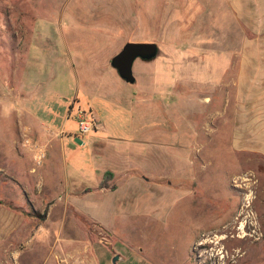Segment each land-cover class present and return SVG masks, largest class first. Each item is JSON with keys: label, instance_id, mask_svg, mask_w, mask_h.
I'll list each match as a JSON object with an SVG mask.
<instances>
[{"label": "rangeland", "instance_id": "374dc122", "mask_svg": "<svg viewBox=\"0 0 264 264\" xmlns=\"http://www.w3.org/2000/svg\"><path fill=\"white\" fill-rule=\"evenodd\" d=\"M223 18L202 0H0V223L22 221L0 264H264L262 107L232 90L241 46L211 47ZM128 41L160 46L133 83L111 65Z\"/></svg>", "mask_w": 264, "mask_h": 264}, {"label": "crops", "instance_id": "0c3cea01", "mask_svg": "<svg viewBox=\"0 0 264 264\" xmlns=\"http://www.w3.org/2000/svg\"><path fill=\"white\" fill-rule=\"evenodd\" d=\"M202 1L205 6H209L210 11L224 10L227 12V19L223 18L217 26H214V22L211 20V27H215L216 30V33L210 37L211 47L217 45V47L224 48L222 44L225 43L231 50L241 46L242 55L238 56L235 64L237 77L231 83L232 90L241 93L238 96L239 99L245 92L251 91L253 94L257 92L256 95L252 94L253 97L248 99L256 100L257 103L254 104L262 107V117L259 118H262L261 134H264V0ZM211 19H213L212 16ZM223 27L226 33H222ZM31 120L35 123L31 124L29 121L27 123L30 125L29 130L32 131L33 137L48 145L54 152L59 153L60 146L57 147L56 141L58 138L55 134H51L47 123L36 117ZM103 171L102 169L101 172ZM4 210H7L6 206H3L2 212ZM7 211L5 218L0 223V237H4V241L9 243L14 229L19 228L22 221L20 220L21 213L16 215L15 212L12 214L9 210Z\"/></svg>", "mask_w": 264, "mask_h": 264}, {"label": "water", "instance_id": "95a60500", "mask_svg": "<svg viewBox=\"0 0 264 264\" xmlns=\"http://www.w3.org/2000/svg\"><path fill=\"white\" fill-rule=\"evenodd\" d=\"M160 53V46L157 42H132L128 41L122 49L111 59V65L119 75L128 82H135L133 66L137 59L144 61L154 60ZM79 140V138H77ZM116 257H119L117 255Z\"/></svg>", "mask_w": 264, "mask_h": 264}, {"label": "built area", "instance_id": "2783aa9c", "mask_svg": "<svg viewBox=\"0 0 264 264\" xmlns=\"http://www.w3.org/2000/svg\"><path fill=\"white\" fill-rule=\"evenodd\" d=\"M77 118L79 120V130L83 135L90 134L99 127L97 117L94 113L92 115H87L86 112L80 111ZM46 158L47 150L40 148L36 157V163L41 165Z\"/></svg>", "mask_w": 264, "mask_h": 264}, {"label": "trees", "instance_id": "16d2710c", "mask_svg": "<svg viewBox=\"0 0 264 264\" xmlns=\"http://www.w3.org/2000/svg\"><path fill=\"white\" fill-rule=\"evenodd\" d=\"M112 177V172L106 171L103 177V180L100 182V187H106L109 184V180Z\"/></svg>", "mask_w": 264, "mask_h": 264}, {"label": "bare ground", "instance_id": "6f19581e", "mask_svg": "<svg viewBox=\"0 0 264 264\" xmlns=\"http://www.w3.org/2000/svg\"><path fill=\"white\" fill-rule=\"evenodd\" d=\"M245 208H246V207H245ZM247 208H248V207H247ZM247 208H246V209H247ZM242 211H243V208H242L241 212L239 213L240 216H241V214H242ZM237 217H238V216H237ZM230 225H231V224H230ZM242 225H244V224H242ZM228 226H229V225H228ZM228 226H225L224 229L227 230V229L229 228ZM203 244H204V243H203ZM205 244H206V243H205Z\"/></svg>", "mask_w": 264, "mask_h": 264}]
</instances>
